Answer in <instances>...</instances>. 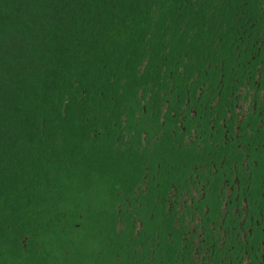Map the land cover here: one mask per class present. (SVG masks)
I'll return each mask as SVG.
<instances>
[{
	"label": "trees",
	"instance_id": "1",
	"mask_svg": "<svg viewBox=\"0 0 264 264\" xmlns=\"http://www.w3.org/2000/svg\"><path fill=\"white\" fill-rule=\"evenodd\" d=\"M262 17L264 0H0V264H181L177 145L153 131L251 59L232 42Z\"/></svg>",
	"mask_w": 264,
	"mask_h": 264
},
{
	"label": "flooded vegetation",
	"instance_id": "2",
	"mask_svg": "<svg viewBox=\"0 0 264 264\" xmlns=\"http://www.w3.org/2000/svg\"><path fill=\"white\" fill-rule=\"evenodd\" d=\"M258 20L264 23V17ZM261 29L257 35L245 29L241 42H232L239 56L251 59L229 66L227 82L193 83L194 98L179 100L171 117L167 102L158 119V126L165 127L161 133L153 131L156 138L177 145L171 146L175 156L165 179L171 185L166 193L169 207L176 208L181 264H187V255L190 264H264ZM219 69L200 68L215 74Z\"/></svg>",
	"mask_w": 264,
	"mask_h": 264
}]
</instances>
